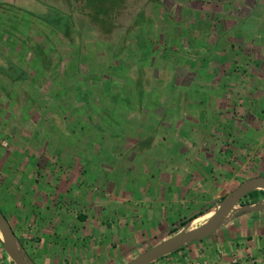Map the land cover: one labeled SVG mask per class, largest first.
Wrapping results in <instances>:
<instances>
[{
  "label": "crops",
  "instance_id": "1",
  "mask_svg": "<svg viewBox=\"0 0 264 264\" xmlns=\"http://www.w3.org/2000/svg\"><path fill=\"white\" fill-rule=\"evenodd\" d=\"M166 13L170 17L174 11ZM253 14L257 35L263 29L264 10L256 7ZM159 20L155 18V23ZM238 23L229 30L226 26L225 35ZM167 34L161 44L144 43L137 51L144 57L126 63L129 68L138 65L144 80L128 84L123 94L146 98L117 105L111 101L113 112L123 111V121L112 115L107 119L113 131L121 130L114 134L95 128L89 137L78 135L76 130L85 128L82 120L63 117L70 109L71 93L75 102H84L82 90L65 81L66 55L58 60L51 51L42 57L33 51L26 58L36 63L39 56L45 63L51 81L48 93L43 83L46 74L23 78L0 74V211L34 264H121L125 255L147 240L163 233L170 236L175 223L203 216L206 221L228 188L264 177V70L227 73L218 68L225 66V59L220 57L223 63L213 65L212 59L196 61L195 56L191 64L178 68L183 57L178 63L168 59L177 53L167 48V37L172 36ZM189 38L180 47L187 50ZM203 41L192 38L190 43ZM263 44V40L256 43V60L264 61ZM129 51L136 57V49ZM212 56L217 57L214 50ZM233 57L228 59L236 64L240 58ZM79 70L74 67V76ZM24 78L28 83L23 84ZM110 78L124 85L117 76ZM184 78L190 84L179 82ZM109 80L105 85H111ZM40 90L38 103L21 102V94ZM226 93L240 94L244 101L223 103ZM46 94L54 102L45 101ZM237 110L240 114L235 115ZM48 136L55 142L51 149L44 145ZM81 137L86 138L83 144ZM125 174L131 178L128 182L142 175L137 196L128 194ZM241 205L248 208L236 207L207 238L150 264H264V196L243 198ZM234 257L237 263L232 262ZM0 264H14L1 235Z\"/></svg>",
  "mask_w": 264,
  "mask_h": 264
},
{
  "label": "rangeland",
  "instance_id": "2",
  "mask_svg": "<svg viewBox=\"0 0 264 264\" xmlns=\"http://www.w3.org/2000/svg\"><path fill=\"white\" fill-rule=\"evenodd\" d=\"M256 7L264 10V0H16L14 6L0 7V25H2L0 45L3 46L0 51L3 49H9L10 51L7 56L2 51L0 59H2L1 63L5 64L8 58H11L13 51L10 49L14 41L20 47L19 56L25 58V60L29 58L30 53L33 54V51L40 57H42V53L45 55L51 51L58 60L60 57L65 59L64 56L66 55L68 63L64 62V64H67L69 68L67 72L68 78L65 81L66 83L68 82V86L72 85V89L77 86L76 89L82 90L79 95H82L84 102L80 103L78 100L75 102L74 92L73 94L71 93L72 105L68 104L70 109H65L63 117L80 118L82 120V127L85 128L76 130L78 135L82 134L89 137L90 131H94L92 129L95 128L102 134L108 133V131L114 134L121 130L113 131L109 126V121L112 116L123 121V111L117 109L116 112H113L112 108L114 105L111 101L117 105L118 102H131L134 97L139 103L146 98L143 94L139 98L136 97V94H131V96L123 94L125 90L127 92L128 84H133L135 81L139 82L141 75L138 65L129 68L126 63L132 60L136 61V58L141 59V57H144V52H141L144 48V43L146 45L149 43H160L162 35H166L169 29L170 31L167 35L172 36L167 37L166 43L168 44L166 46L177 54H169L168 59H174L178 63L180 56L183 57L182 64L178 63L177 65L178 68L191 64V56H195L196 61H202L205 58L212 59L213 65L215 61L221 62L220 57L225 59V66L221 64L218 68L223 69L227 73L234 70L240 73L244 69L247 73L249 71L261 72L264 70V61L255 59L256 52L259 50L256 43L264 41V23L263 29H260L257 35L256 32L258 31L254 27L258 23L257 16L256 21L253 17V11ZM168 9L174 11L170 17L176 23L166 13ZM155 18L160 20L155 23ZM15 21L18 22L17 25L13 23ZM167 21H171V23L168 24ZM235 21H239L237 27L230 31L231 33L229 32V34L225 35L224 29L226 26H228L229 30L230 25ZM39 25L41 27L45 25L44 28L48 33L52 32L57 36L60 35L61 38H48L40 44L32 42L28 36L40 35L42 31L41 28L38 29L37 26ZM173 30L176 31V36H173ZM15 36H17L16 40ZM188 38L190 40L186 50L185 47H180V45L186 44ZM192 38L204 41L190 43ZM133 48L136 49V57L134 52L129 51ZM59 50H61V54ZM75 50L77 52L74 55ZM138 50L141 51L137 52ZM213 50L217 57L218 54L220 55L218 58L212 56ZM262 50H264V44ZM150 53V50L146 51V54L149 55ZM4 55L6 57H3ZM230 55L234 56L233 58H240L236 64H233L228 59L231 58ZM260 55L261 57L264 56L262 53ZM39 56L38 58L35 56L37 58L36 62H40L41 58ZM123 65L125 67L121 69ZM203 65V63L199 64V75L203 74L201 71ZM74 67L80 68L79 73L75 72L76 76H74ZM30 68H35L33 62L30 64ZM30 68L27 67L26 70ZM45 70L42 74H46L45 77L43 76V83L45 82L44 85L47 86L45 91L48 93L49 90L51 91V88H48V83H51V81H49V71L46 68ZM122 70L126 73L125 75L122 74ZM173 70L176 71L178 69L173 68ZM56 73H58V69L52 72L51 76ZM5 76L8 77L9 75L6 74ZM17 76L23 78L24 75L17 74ZM111 76H117L124 82V85H116L113 79L110 78ZM187 76L191 75L188 74ZM141 78L144 80L143 77ZM261 78L259 77V80H262ZM24 79L25 82L23 84L27 82V79ZM108 80L111 84L109 86L105 85ZM245 81L247 83L249 80ZM179 82L190 84L188 78L181 79ZM40 92L41 90L34 93L35 95L28 94V96H25L24 93L21 94V102L25 104L28 102L38 103L40 101L39 98H41L39 95H42ZM51 96L46 94L45 101L47 99V101L54 102ZM123 96L126 98H123ZM207 96L201 95L203 98ZM241 100L244 101L240 94L226 93L223 103L230 105V103L235 101L236 105H240ZM108 108L109 112L107 111ZM55 111L57 112V110H53V112ZM239 112L240 110L233 111L235 115L240 114ZM247 114L245 113V115ZM139 116L141 114L135 115L136 118ZM52 117L58 116L53 114ZM79 124L81 125L80 121ZM80 125L78 128L81 127ZM59 133L63 132L59 131ZM227 134L231 135V130H228ZM104 137L102 136V139H105ZM78 140H82L80 144H83L86 138L81 137ZM51 143L55 144L52 136L45 137L44 145L51 149ZM111 157L115 161L119 160L116 155L111 154ZM229 159L231 161L234 160L233 157ZM124 176H126V187H130L127 191L128 194L137 196L140 192L139 180L142 175L133 176L134 178L131 176V182H128L131 179L128 174ZM235 186L237 187L238 185ZM236 187L233 189L228 188L227 195ZM174 214L177 215L178 213ZM205 219L203 216L195 221H187L185 226H182L179 221L175 223L174 228L182 230L198 227L205 222ZM155 224L157 225V223ZM166 234L163 233L157 238L147 240L138 249L125 255V259L121 264L128 262L137 254L166 239Z\"/></svg>",
  "mask_w": 264,
  "mask_h": 264
},
{
  "label": "water",
  "instance_id": "3",
  "mask_svg": "<svg viewBox=\"0 0 264 264\" xmlns=\"http://www.w3.org/2000/svg\"><path fill=\"white\" fill-rule=\"evenodd\" d=\"M255 190L264 191V177H253L241 183L221 200L212 215L200 226L178 230L124 264H150L191 242L207 238L217 230L222 220L236 207L241 206L247 209L248 205H241V201L244 196ZM0 234L5 252L14 264H34L17 243L14 232L1 211Z\"/></svg>",
  "mask_w": 264,
  "mask_h": 264
},
{
  "label": "flooded vegetation",
  "instance_id": "4",
  "mask_svg": "<svg viewBox=\"0 0 264 264\" xmlns=\"http://www.w3.org/2000/svg\"><path fill=\"white\" fill-rule=\"evenodd\" d=\"M15 2H16V0H0V7H2V6H4V7L14 6ZM13 23H14V25H17L18 22L15 21ZM1 26L2 25H0V30L2 29ZM37 27H38V29L41 28V31H42L41 34L40 35H36V36H28V38L31 39L32 42L34 41L36 44H40L43 40H46L48 38H51V39L54 38V37H55V39H57V38L60 39L61 38L60 35L57 36V35H55L52 32L48 33V31L44 28L45 25H43L42 27L39 25ZM14 38L16 40L17 36H15ZM28 38L26 37V39H28ZM31 41H29V42H31ZM15 42L16 41L13 42L14 44H12V48L10 49V50L13 51V53L11 55V58H8L7 63H5V64L1 63L0 64V74H2L4 76L6 74L7 75H9V74H13V75L21 74V75H24V76H30V75H32V73L34 71V74L42 75L46 71L45 70V68H46L45 63H43L41 61L40 62H36V63H34L35 64V68H33V69L30 68V64L32 62L28 63V61L25 60V58L19 56V54H20L19 53V51H20L19 48L20 47H18V45ZM60 47H62V46H60ZM60 47H59V49H60ZM43 49H45V48H43ZM2 51H4V52H2ZM2 51H0V54L2 52L6 56L10 52L9 49H7V50L3 49ZM76 52L77 51L75 50L74 55L76 54ZM5 55L3 57H6ZM42 56H44V53H42ZM27 66H29L30 69L26 70ZM3 68H5V69L3 70Z\"/></svg>",
  "mask_w": 264,
  "mask_h": 264
},
{
  "label": "trees",
  "instance_id": "5",
  "mask_svg": "<svg viewBox=\"0 0 264 264\" xmlns=\"http://www.w3.org/2000/svg\"><path fill=\"white\" fill-rule=\"evenodd\" d=\"M216 1H219V0H216ZM258 193H260L262 196H264V191L263 190H255V191H252L251 193H249L248 195L244 196L243 198L250 197V198L253 199V198H255L257 196ZM185 224H186V221L181 222L182 226H185ZM177 231H178V229L174 228L173 230L170 231V234H172L174 232H177Z\"/></svg>",
  "mask_w": 264,
  "mask_h": 264
},
{
  "label": "built area",
  "instance_id": "6",
  "mask_svg": "<svg viewBox=\"0 0 264 264\" xmlns=\"http://www.w3.org/2000/svg\"><path fill=\"white\" fill-rule=\"evenodd\" d=\"M3 146H6V142H3ZM232 262H233V263H237V258L234 257V258L232 259Z\"/></svg>",
  "mask_w": 264,
  "mask_h": 264
}]
</instances>
